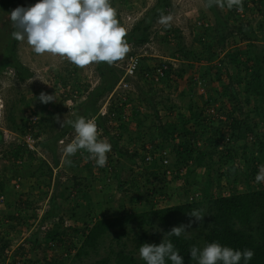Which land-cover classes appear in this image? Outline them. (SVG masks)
<instances>
[{"label":"trees","instance_id":"trees-1","mask_svg":"<svg viewBox=\"0 0 264 264\" xmlns=\"http://www.w3.org/2000/svg\"><path fill=\"white\" fill-rule=\"evenodd\" d=\"M36 2L37 0H33V4ZM249 3L252 4L251 7L257 6L256 12H252V15L254 13V17L261 15L263 18L257 21L256 26L253 24L254 20L250 21L235 14V7L231 10L234 13L233 16L226 17L219 7L212 6L209 9L213 11L216 22L212 26H204V31L201 33L203 40L197 39L201 45L213 50L208 57L210 61L223 53L220 62L213 64L210 69V72L213 70L215 73L214 81L221 85V89L215 92L219 98L208 94L203 107H200L195 104L193 95L190 94L187 104L190 115L187 116L180 112L175 121L166 122L161 120L160 110L157 109L160 102L151 103L150 100L142 98V101H146L149 107L154 110L153 118L155 119H151L152 114H143L138 107L130 108L132 119L135 121L134 126L122 120L126 109L124 105L113 107L112 111L116 112V118L120 121L118 129H121L117 135L111 134L107 124L111 116L98 117L99 124L102 126L104 134L109 136L112 145L107 165L102 168L97 167L93 159L84 161L78 156H74L71 168L84 167L83 169L88 172L87 175L98 174L96 177H102L108 183V179L111 181L113 178L116 179L118 189L127 193L116 208L110 205L112 196H108L106 212L96 217V204L87 189L86 176L80 177L77 174L72 176L73 186H80V194L77 198L81 197L82 199L78 201L71 198L70 185L66 184L62 190H58L59 186L64 184L60 177L56 178L53 184V166L46 158H43L38 166H34V168L32 166L27 175L35 178L36 187L41 189L40 191L45 187L48 190L42 192L36 200L27 201L25 207L16 206L15 210L19 213L17 219L25 221L27 216L24 212L33 208L32 206L37 201L46 199L50 193L49 189L53 187L48 198L50 208L43 219L58 217L59 221L46 232L45 240L63 244L66 242L70 230H72L71 235H74L73 239L82 238L78 246L72 242L75 252H69L58 261L45 258L44 264H66L70 259L75 264H146L139 256L141 244H159L163 238L170 239L175 248L179 250V254L183 257V264H197L196 261L191 260L190 256L189 250L193 245L202 250L204 246L212 242L232 247L234 250L251 249L254 251V256L248 264H264V183H255L259 165L264 164V132L260 130V123L255 120L264 117V0H245L243 7H248ZM171 5L172 0H156L153 7L134 23L132 28L127 31L126 36V40L129 45L134 47V50H131L127 55L135 52V48L149 43L154 23L158 21L161 12L168 14ZM229 18L234 19L233 25L230 24ZM259 31L262 34H259ZM231 36L236 38L237 42L245 43V48L226 50L227 41ZM9 38L10 49L0 59V69L13 67L18 81H25L33 75V72L16 57L15 48L18 41L14 40L12 36ZM177 45V51L183 53L185 59L199 58L200 54L193 52L183 44L177 43ZM176 54L173 52V55ZM169 65L170 68L162 80L170 78L172 72L176 77L183 75V67L174 70L173 65ZM98 69L101 81L91 90L89 99L79 103L76 110L78 116L86 117L96 114L99 110L98 101L103 99L107 93L112 92L118 81L113 67H106V63L101 62ZM151 70L149 65L143 64L137 74L140 75V78H146V71ZM147 81L154 83L153 78H148ZM224 99L227 102H224ZM214 101H220L222 108L227 103L231 104L232 107L228 112H225L231 121L230 132H223L215 126L209 130L206 129L207 122L209 123L208 118H212L211 115H207L206 111ZM41 105L43 111L48 109V104L41 102ZM245 106L251 107V109L247 110ZM164 109L172 111L174 105H165ZM18 115L14 109L10 110L7 117L9 129L17 131L21 135L31 132L36 140L42 134L47 135L44 140L37 142V145L39 144L43 149L51 152L55 165H58L57 142L72 127L66 125L63 130L52 131L53 121L49 119L52 117L45 114L42 120L40 118L37 121L38 130L36 131L32 129L35 123L32 124L27 118L22 121ZM72 118L75 119V116ZM156 120L160 122L156 123ZM190 123L205 126V129L197 135V132L190 127ZM145 125L151 133L148 131L146 133L139 132L142 127H146ZM130 130L132 131L130 132ZM125 131L134 133L129 136V142L140 141L144 147L152 146L151 149L140 154L125 148L126 146L121 144ZM195 136L199 137L202 144L197 143L199 140L195 141ZM252 137H254L253 141ZM3 139V133L0 130V143ZM213 139L215 142L212 141ZM221 141L224 145L220 148ZM164 150H170L169 165L164 164ZM26 151L27 148L23 143H16L13 148L14 158L24 159ZM148 151L152 155V160L149 163L146 162V152ZM34 152L28 153L33 155ZM83 152L88 154L86 151ZM240 153L245 167L237 163ZM123 156L128 157L131 164L136 163L137 157L141 159L142 170L140 173H136L139 177L133 174L129 180L122 181L120 179L122 165L118 164V160ZM115 157L118 158L115 159ZM28 166L31 167V165ZM167 168L172 171V175L167 174ZM203 175L206 176V180L201 187ZM166 178H172L171 182L182 181L181 191L169 187V182L166 186L159 188L158 184L162 181L166 182ZM223 178L233 179L232 184L234 185L230 188V192L220 193L217 191V195H212L210 186L213 179L222 181ZM4 185L0 180V195L3 193L7 196L8 192L5 191ZM239 185H243V189L238 190L237 186ZM197 186L201 187L200 194L190 200V192ZM132 190L134 193L130 194ZM182 190L183 193H181ZM158 194L166 195L168 200L173 197H182L177 203L161 206L154 199ZM125 197L129 199L134 197L140 202V206L134 207V209L127 208L124 204ZM60 199L64 203H73L72 208L67 209V215L71 220L82 222L84 224L82 229L77 225L64 227L63 202ZM160 201L163 200L160 199ZM193 209H203L205 214L203 222H193L190 228H186L187 232L180 237H168L166 233L174 226L188 225L190 220H194L188 215V212ZM33 239L31 240L38 243V234ZM165 264H171V261L166 258ZM240 264H244L243 260Z\"/></svg>","mask_w":264,"mask_h":264},{"label":"rangeland","instance_id":"rangeland-1","mask_svg":"<svg viewBox=\"0 0 264 264\" xmlns=\"http://www.w3.org/2000/svg\"><path fill=\"white\" fill-rule=\"evenodd\" d=\"M155 2L156 0H111L113 7L117 9L118 20L126 31H129L134 23L153 7ZM205 2L206 0H172V5L168 12V14L173 17L171 26L164 28L156 21L152 28L149 43L142 47L135 48V53L142 54L143 56L141 57V66L147 64L149 66L152 65L151 68H153V66L171 59L174 62V70L181 67L184 68L183 75L181 77H176L172 72L170 78L159 82H155L153 79L154 83H150L147 79H152L153 77L151 75L147 76L145 73L146 78H140V75L137 74L135 78H128L133 85V88L129 89V87H124L121 83L124 76L123 67L127 63L129 54L123 61L111 66L115 69L116 75L118 76V81L114 87L116 92L111 99L109 97L114 90L107 93L103 99L98 101L99 110L108 102L110 103L107 104V109L109 108L111 110L113 107L124 105L127 110L125 109L122 120L134 126L135 121L132 119V110L130 112V108L134 109V107H138L143 114H152L150 116L151 119L154 117V110L149 107L146 101H142V98L150 100L151 103L160 102L157 105V109L160 110V118L164 122L175 121L180 112L185 113L187 116L190 115L187 108L190 94L193 95L195 104L200 107H203L208 94H212L214 98H219L215 92L221 89V85L217 81H214L215 73L213 70L210 72V69L213 64L220 62L223 58V53L219 57L212 58L213 60L210 61L208 57L213 50L204 47L197 40H203L201 33L204 31V26H212L216 22L213 11L204 7ZM243 2L245 3V0H243ZM31 5H33V0H0V59H2L4 54L8 53L10 49L8 39L10 40L9 37H11L13 31L10 21V12L18 6L29 7ZM251 5L252 4L249 3L248 7H242L241 10L236 9L235 14L249 19L250 21L254 20L253 24L256 26L257 21L263 18L261 15L254 17L257 6L251 7ZM220 10L226 17L233 16L234 14L231 12L232 9H228L227 7L224 9L220 8ZM252 12H254L253 15ZM229 20L231 25L235 23L233 18H229ZM259 34H262V32L259 31ZM236 42L237 39L231 36L227 41L226 50H233L238 47L245 48V43ZM177 43L183 44L193 52L200 54L199 58L190 60L185 59L183 53L177 51ZM259 46L262 47L263 45ZM173 52L177 54L173 55ZM15 53L18 60L31 69L33 75L25 81H18L16 71L13 67H2L0 69V130L4 138L0 143V180L5 184V191L8 192L7 196L3 193L0 195V264H44L45 258H52V260L58 261L69 252H75V249L72 247V242L78 246L82 238L76 237L73 239L74 235H71L72 230H70L68 231L66 242L63 244L45 240L46 232L52 229L56 222L59 221L58 217L43 219L47 210L50 208L48 198L53 191V187L49 189L50 193L46 199L37 201L32 206L33 208L24 212L25 216H27L25 221H19L17 219L19 213L15 210L16 206L23 208L27 205V201L36 200L42 192L48 190L47 187H45L40 191L41 189L36 187L35 178L27 175L32 166L33 168L34 166H38L40 161L46 158L53 166V184L56 178L58 179L60 177V180L64 182V184L60 185L58 190H62L66 184L70 185L71 198L78 201L82 199L81 197L77 198L80 194V186H73L74 181L72 176L75 174L80 177L86 176L87 189L96 204V217L106 212V201L108 200V196H112V200L110 201L111 204H109L116 208L119 205V201L127 195V193L118 189V181L114 178L113 181L108 183L107 181L105 182L102 177H96L98 174L87 175L88 172L86 169H83L84 167L80 169L71 168V166L64 162L62 157L63 147L59 145V142H57L58 165H55L52 153L43 149L39 144L38 151H35V154H29L28 152L30 151L27 149V153H24V159L17 160L14 158V145L16 143H23V135L9 129L7 126V117L10 110L14 109L19 114L18 117L22 118V121L26 118L28 119L31 115L36 116L37 120L35 125L32 126L33 130H38L36 123L40 118L42 120L45 114L48 117H52L49 118L53 121L51 125L52 131L63 130L66 125L61 128L60 124L57 123L55 119L56 116L59 115L61 120L64 118L74 119L72 116L73 113L77 114L76 110L79 103L89 99L91 90L101 81L100 71L98 69L100 63H93L85 69H80L67 60H62L58 56L53 57L47 53L44 55L35 54L30 46L27 45L26 41L17 43ZM107 66L109 65L106 63V67ZM41 92L54 95L56 98V100L47 103L48 109L46 111L42 110V105L38 98ZM115 98L116 100L114 101ZM69 99L72 100V103L68 102ZM223 101L227 102L225 99ZM165 105H174V109L172 111L164 109ZM231 107V104L227 103L224 105L223 109L220 101H214L212 106L206 111L207 115L209 114L212 117L208 118L209 123L207 122L206 129L209 130L212 126H215L220 128L223 132H230L232 129L230 126L231 121L228 119L227 113L225 112H228ZM245 108L247 110L251 109V107L247 106H245ZM99 110L96 114L86 116L85 118L97 116ZM255 120L260 123V130L264 132V117L256 118ZM261 120L262 122H260ZM155 122L159 123L160 121L156 120ZM107 124L109 125L110 132H116L114 135H117L118 131L120 132L121 128L118 129L116 125H111L109 119ZM189 125L197 132V135H199L200 131L205 129V126L202 125L193 123ZM112 127L113 129H111ZM131 131L132 130H130V132ZM146 131L150 132L147 126L139 130V132L142 133H146ZM130 132H124L125 136L121 144H123V146L125 145V148H128V150H132V152L136 151L143 154L148 146L144 147V144L140 141L129 142V136H131V134L134 135V133ZM67 134H70V139L73 138L75 136L74 129L70 128L65 135ZM100 134L99 138L106 139L110 142L109 136L105 135L103 130ZM46 136L47 135L42 134L37 141L44 140ZM195 138V141L199 140L197 141L198 144H202L198 136H195ZM145 139L147 140L148 137L146 136ZM251 140L253 141L254 137H252ZM212 141L215 142L214 139ZM223 145V141H221L219 147L221 148ZM107 155L110 156L111 153ZM74 156H78L84 161L90 159V155L83 151H78ZM74 156L70 157V159ZM117 158L118 157H115V159ZM237 163L245 167L243 159L241 158V153L237 158ZM118 164L122 165V174L120 178L122 181L129 180L133 174L139 177L136 173H140L142 170V161L139 157H137L135 164H131L128 157L123 156L118 160ZM28 165H31V167ZM166 179V182L162 181L158 184L159 188L166 186L169 182V187L177 188L178 191H181L183 187L182 181L171 182L170 180L172 178ZM205 180L206 176L203 175V177H201V187L204 185ZM232 183L233 179L231 178L229 180L223 178L222 181L213 179L210 186V193L212 195H217V191H220V193H228L230 192V188L234 185ZM200 186H197L196 189L194 188V190L190 192V200L200 194ZM237 189H243V185L237 186ZM133 193L134 190H132L130 194ZM181 193H183V190ZM181 197L182 196L173 197V199L168 200L166 195L162 196L158 194L154 199L156 203H160L162 206L177 203ZM160 199L163 201H160ZM61 202L63 201L61 200ZM124 202L129 209L140 206V202L134 197L133 199L125 197ZM8 203H10V205H8ZM62 206V213L65 220L64 227L68 228V226L77 225L82 229L84 227L82 222L71 220L69 219V215H67L66 211L72 208L73 203L63 202ZM36 234H38V243L32 241ZM66 264L75 263L70 259Z\"/></svg>","mask_w":264,"mask_h":264},{"label":"clouds","instance_id":"clouds-1","mask_svg":"<svg viewBox=\"0 0 264 264\" xmlns=\"http://www.w3.org/2000/svg\"><path fill=\"white\" fill-rule=\"evenodd\" d=\"M212 6L241 10L243 0H206L204 7ZM172 20L170 14L161 12L158 23L168 28ZM10 21L14 40L26 41L37 55L58 56L80 69L101 62L113 66L131 51L126 40L127 31L121 26L111 0H37L29 7L14 8L10 12ZM38 98L44 104L56 100L54 95L44 92ZM73 116L75 119L61 120L59 115L55 118L61 128L71 126L75 133L71 142L62 148L64 162L72 166L70 157L78 151H86L97 167H105L107 154L112 150L111 143L99 138L101 134L93 119L75 113ZM255 181L264 182V165L259 166ZM188 215L194 220L188 225L174 226L166 233L168 237H180L193 222L202 223L205 216L203 209H193ZM189 251L191 260L197 264H240L241 260L248 264L254 256L251 249L234 250L218 242L208 243L202 250L193 245ZM139 256L146 264H165L166 258L171 264H183V257L170 239L163 238L159 244H141Z\"/></svg>","mask_w":264,"mask_h":264},{"label":"built area","instance_id":"built-area-1","mask_svg":"<svg viewBox=\"0 0 264 264\" xmlns=\"http://www.w3.org/2000/svg\"><path fill=\"white\" fill-rule=\"evenodd\" d=\"M130 48L133 49L134 47L132 45H130ZM141 57H143L142 54H138V53H135V52L130 53V55H129L128 59H127V63L123 67L124 76H123V78L121 80V83L123 84L124 87H129V89L133 88V85L130 82V80H128V78H135L137 76V71L141 67ZM169 64L173 65L174 64L173 60L169 59L167 62H163V63H161L159 65L153 66L151 71H146V75L147 76L151 75L153 77V79L155 80V82H159L165 77V75L167 73V70L170 68ZM150 67H152V65ZM115 92L116 91L114 89V91L112 92L111 96L109 97L110 99L114 95ZM68 102L72 103V100L69 99ZM109 103L110 102H108L107 104H109ZM107 104H105V105H103L101 107V109L99 110V113L97 114V116L92 117V118L91 117L87 118V119H93L96 122L98 130H99L100 133H102V126L99 124V121H98V117L99 116H106V115L111 116L110 117L111 119H109V122L111 123V125H116V127L119 126V122H120L119 119L116 118V116H117L116 112L112 111L109 108L107 109ZM0 106H1V104H0ZM28 119H29V122H31L33 124V123L36 122L37 117L31 115L30 117H28ZM111 129H113V127ZM115 133H116L115 131L111 132V134H113V135ZM73 138L70 139V134H67V135L63 136L62 138H60V140L58 141L59 145L61 147H63L67 143H70ZM37 142L38 141L33 137L31 132L26 133V134L23 135V144L26 146V148L29 151H38ZM150 149H151V146H148L147 150H150ZM163 153L165 155L164 160H163L164 164L165 165H169V163H170V160L168 158L169 151L168 150H164ZM146 154H147L146 162L149 163L152 160V155L150 154L149 151L146 152ZM166 172H167L168 175H172V171L169 168H167ZM108 181L111 182L110 179H108Z\"/></svg>","mask_w":264,"mask_h":264}]
</instances>
